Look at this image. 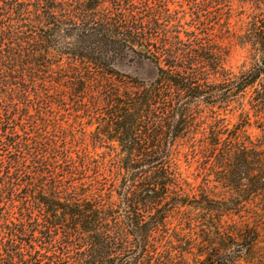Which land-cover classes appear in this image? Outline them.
Wrapping results in <instances>:
<instances>
[{
    "label": "trees",
    "instance_id": "1",
    "mask_svg": "<svg viewBox=\"0 0 264 264\" xmlns=\"http://www.w3.org/2000/svg\"><path fill=\"white\" fill-rule=\"evenodd\" d=\"M220 1L0 0V264H264L263 71L219 67Z\"/></svg>",
    "mask_w": 264,
    "mask_h": 264
},
{
    "label": "rangeland",
    "instance_id": "2",
    "mask_svg": "<svg viewBox=\"0 0 264 264\" xmlns=\"http://www.w3.org/2000/svg\"><path fill=\"white\" fill-rule=\"evenodd\" d=\"M214 4H210L209 10L212 15L210 22H213L207 31L201 30L203 27L202 23L197 26V29L202 35L204 32L208 33V39L215 41V47L218 49L220 54L217 56L219 60V67L223 69L231 70L234 73L239 71L248 70L250 68L260 69L262 72L260 81L264 83V48L260 43H247L244 45L233 44V37H230L234 29H239L241 25L243 28L250 31V23L253 19L261 21V31L264 32V0H221L218 7L214 8ZM213 7V8H212ZM216 11V14H215ZM184 21L188 24L191 23V8L185 4L184 6ZM209 13H207L208 15ZM203 15V14H202ZM216 15V16H215ZM203 18V17H202ZM240 32V30H238ZM230 35V36H229ZM204 36H201L203 38ZM120 70L129 72L139 77H151L154 75L153 68L144 63H135L132 66L121 65ZM214 81V76H210ZM210 82V83H211ZM214 83V82H213ZM220 82V80L218 81ZM214 85V84H213ZM221 86H225L220 84ZM217 95L212 98L204 100L205 102L199 104L198 110L196 111V118L201 122L202 127L205 123H209L212 117L215 119H221L225 124L230 126L236 121V117L231 115L230 106L225 107L223 104L216 102L215 106L210 107L207 103L216 101ZM214 124V126H216ZM264 129V128H263ZM248 133L254 138L261 135V130L254 124L248 127ZM185 149H187L185 147ZM258 235H260L261 243L259 244L262 248L264 247V227L260 228ZM188 258L190 261L194 259L193 254H189Z\"/></svg>",
    "mask_w": 264,
    "mask_h": 264
}]
</instances>
